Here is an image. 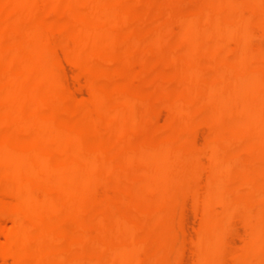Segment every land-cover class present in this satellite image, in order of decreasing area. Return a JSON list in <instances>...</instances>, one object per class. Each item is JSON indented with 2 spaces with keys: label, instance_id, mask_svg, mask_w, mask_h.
I'll list each match as a JSON object with an SVG mask.
<instances>
[{
  "label": "bare ground",
  "instance_id": "obj_1",
  "mask_svg": "<svg viewBox=\"0 0 264 264\" xmlns=\"http://www.w3.org/2000/svg\"><path fill=\"white\" fill-rule=\"evenodd\" d=\"M70 6L77 17L66 20ZM163 6L169 10L158 31L138 21V15L154 16ZM169 19L176 20L177 35L185 37L186 52L194 50L199 37L213 40L202 52L206 63L180 58L175 66L184 72L178 87L194 83L193 103L177 108L184 122L192 115L207 116L208 134L201 148L193 141L175 143L168 127L154 121L153 109L165 98L159 82L163 66L157 67L156 81L145 78L136 94L119 87L104 92L93 80L96 73L102 78L115 74L144 31L148 44L157 49L167 45L175 34ZM260 25L264 35V0H0V264L8 256L15 264H160L165 256L181 257L180 235L163 237L153 250L136 239L141 202L137 196L144 192V180L149 175L156 182L160 173L172 168L194 174L195 180L169 193L154 185L152 199L168 194L174 204L160 205L151 218L170 220L176 216L175 205L186 197L201 205L203 223L192 242L194 264H224L222 236L237 217L248 238L257 240L246 241L233 264L264 260V174L257 172L258 161L248 145L214 142L237 114L247 122L239 133L264 141V49L253 43V27ZM58 48L62 60L76 68V79L84 77L88 90L81 107L91 119L81 135L57 113L44 111L51 96L60 102L69 98L61 82ZM93 49L101 52L89 60ZM229 98H257L263 104L255 109L229 102L224 108L214 106V101ZM130 133L137 134L135 147L120 161L100 151L106 134H115L116 143L124 145ZM146 154L148 167L143 164ZM201 157L208 158V167ZM236 166L247 178L238 176ZM205 171L202 192L197 178ZM124 182L131 185L129 191L123 189ZM230 184L240 185L242 193L228 189ZM244 194L262 200L244 201ZM122 200L133 205L130 213L119 212ZM6 221L10 227H5ZM56 223L62 230L52 238ZM115 227L123 228L127 237H113ZM66 234H72L67 252L85 244L90 254L64 263L67 256L58 258L54 242H63ZM23 239L33 245L27 254L19 247Z\"/></svg>",
  "mask_w": 264,
  "mask_h": 264
},
{
  "label": "rangeland",
  "instance_id": "obj_2",
  "mask_svg": "<svg viewBox=\"0 0 264 264\" xmlns=\"http://www.w3.org/2000/svg\"><path fill=\"white\" fill-rule=\"evenodd\" d=\"M142 1L143 0H133L134 3L138 4ZM167 9L169 10L167 6L161 7L157 10L154 16L143 17L142 15H138V21H143L145 23L146 29L156 32L164 25V19L166 18V13H168ZM64 16L66 20H71L77 17L75 16V10L73 6H70L69 10ZM171 20L172 19L168 20L167 25L171 23L169 25H171L172 27L169 25L168 26L173 29L172 32H175V34L173 33L170 36L167 45H165L163 48L157 49L155 45L148 44V39L146 38L144 31V33H142L143 35L140 34L139 36L138 45L130 49L129 52L126 53L124 62L115 68L114 72L116 75L112 74L111 76L102 78L99 73H96V77L93 80L95 86H97L104 92H110L114 88L119 87L124 92L136 94L140 89L141 82L145 78L147 80L156 81L155 78L158 74L157 67L163 66L164 69L161 76L159 77V82L161 84L160 94L165 98L163 102H160V104L158 103L153 109L154 121L158 127H168V134L173 138L175 143L193 141V144L197 148H201L204 145V140H206V136L208 134V128L206 125L207 116L192 115L187 123L184 122V119L182 117L184 114L178 111L177 108L181 104L193 103L195 99L193 98L194 83H191L190 85H188V87H178V82L182 78L184 72L175 69V66L176 63L179 62L180 58L188 62L198 61L206 63L207 60L203 57L202 52L206 47L210 46V43L213 44V40H210L211 38L209 37H199L195 40L196 42H194V45L192 44L194 46V50L186 52L184 49L185 47H187V41L183 35H177L176 20L173 19L175 20V22ZM68 28H70L69 32L73 33L74 29L72 27ZM260 28H262V25L253 27V30L256 34L253 43L260 44L264 49V35L260 34ZM137 29L138 27L134 28V30ZM58 49L57 53L62 63V70L60 74L61 82L65 90L68 92L69 98L68 100L60 102L58 99L51 96L50 98H48V104L46 107H44V111L57 113L58 115L63 117L67 121V123L74 129L76 135H81V129L91 119V114L89 115L87 112H84L81 107L88 100V90L86 85L84 84V77L81 76V79H76V68L64 59L63 62V52L60 49V51H58ZM94 50H96V52ZM93 51L90 50L89 52V60H92L94 56L101 52L100 49H93ZM95 53L97 54L95 55ZM234 94L235 93H233L232 96H234ZM227 102H229L228 104L235 103L241 108L250 109H255L256 107L263 104L262 101L257 98H229L226 102H223L221 100L214 101V106L217 109L224 108V106L228 105ZM254 119L252 121H254L255 123L260 121V118ZM246 124L247 122L243 120V118L240 117L239 114H237L231 120L228 131L217 133V135H215L217 140L214 139V142H232L235 143L238 148L242 145H248L252 149V155L258 161L257 172L264 174V167H262L261 165L262 161L264 160V141L262 142V140H257L251 135H241L239 131L244 128ZM127 138L130 141L127 144L120 145L116 143L115 134H106L104 136L103 145L100 147V151L104 152L105 154L110 153L114 157H116L118 161H120L121 156L126 150L135 147L134 142L137 139V134L130 133ZM149 157L150 156L146 154L143 160V164L146 167H148L149 164ZM200 161L204 164V166L208 167L209 160L207 157H201ZM159 170L161 171L163 170V168L160 167ZM235 170L238 176H241L240 178H247L246 174L240 172L241 169L239 166H236ZM131 173V175L135 176V174H137V171ZM206 173L207 171L202 172L200 177L197 178L200 185V191L202 192L204 190L205 179L208 175V173ZM249 177L250 175H248V178ZM194 180V174L182 175L179 169L172 168L167 172L160 173L156 182H152L150 180V176L148 175L146 181L144 180L143 184V188H145L144 192L142 194H138L137 196L138 199L141 200L140 205L137 206L138 215L135 219V223L138 228L136 239L140 244L144 245L145 248L149 250H153L154 247H156L165 236L180 235L182 236L181 238H183L182 256L177 257L174 254L165 256L161 260L160 264L195 263L196 256L194 254L192 242L196 239L195 237L196 235H198L199 228L203 223V218L200 211L201 205L193 203L190 197H186L180 203H177V205H175L177 207L176 216L170 218V220L162 221L158 220L157 218L155 219L151 217H155L160 205H165L167 207L169 205H173L174 201L168 194L158 199H152L149 194L152 190V187L156 184L160 185L169 193L175 191L179 187L180 183L192 184ZM122 186L126 191H129V189H131V185L129 183L124 182L122 183ZM228 187V189L235 188L238 189L239 192H241L240 185L237 186V184H230L228 185ZM1 191L2 189L0 188V192ZM242 199H244V201L250 202L257 201L258 203L262 200V196L257 197L249 194H244L242 195ZM132 206L133 205H129L128 202L122 200L119 203L118 210L122 214H128L133 209ZM198 206L200 207L198 208ZM216 211H221V207L217 205ZM42 223L45 226L49 225V222L45 217L43 218ZM4 225L5 227H10L11 223L9 221H6L4 222ZM54 227L55 229L53 230L52 238H55L58 234H60V231L62 230L61 225H58L57 223ZM245 229L246 227L237 217L232 221V229L226 231L222 236L223 252L221 254L222 262L224 264H233V256L241 252V249L243 248L246 241L251 239L250 241L255 242L257 240V237L248 238ZM111 235L115 238L127 237L125 230H123V228L121 227L113 228L111 230ZM69 237L72 238V234H66V239L61 243L56 241L54 242V246L56 247V250L58 252V258L66 255L67 258L64 259V263H67L69 260L77 261L86 258L90 254V251H88L85 244L79 245L77 246V248L75 247L74 251H66L65 244L71 241V238ZM32 246L33 245L30 241L23 239V242L19 247L23 254H27L32 251ZM257 260L258 264H264V260ZM0 263H2L1 260ZM3 264H15L14 258L11 256H8V258L6 257L3 261Z\"/></svg>",
  "mask_w": 264,
  "mask_h": 264
}]
</instances>
